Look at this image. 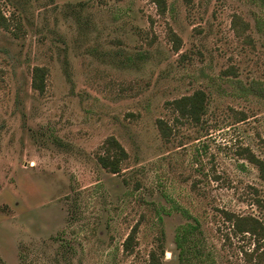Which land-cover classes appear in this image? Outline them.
<instances>
[{"label": "rangeland", "instance_id": "374dc122", "mask_svg": "<svg viewBox=\"0 0 264 264\" xmlns=\"http://www.w3.org/2000/svg\"><path fill=\"white\" fill-rule=\"evenodd\" d=\"M155 1L0 0V264H183L193 229L187 264H251L225 213L264 223L242 156L264 161V0ZM198 91L193 121L173 102ZM109 137L120 174L98 161Z\"/></svg>", "mask_w": 264, "mask_h": 264}, {"label": "trees", "instance_id": "16d2710c", "mask_svg": "<svg viewBox=\"0 0 264 264\" xmlns=\"http://www.w3.org/2000/svg\"><path fill=\"white\" fill-rule=\"evenodd\" d=\"M160 10L165 13L167 7V0H156ZM0 26L5 28L8 26L7 19L0 12ZM175 36V35H174ZM175 41L179 42L177 37H174ZM46 78L47 69L45 68H35L33 77V87L40 93H43L46 89ZM206 100L207 96L204 92L198 91L194 95L189 97H184L180 100L173 102L175 109L184 117L193 121H199L201 115L206 112ZM159 128L165 138L170 135V128L167 123L163 120L158 122ZM242 156L247 159L250 163L255 165L260 173L261 177L264 179V161L260 159L254 152L249 149H244ZM128 159V153L121 143L115 137H109L104 145L102 153L98 156V161L100 165L112 174H120L122 172V164ZM259 206H263L260 200L255 201ZM228 222L232 223L233 229L236 235L249 234L255 242V248L252 255L248 260H251V264H264V223L253 216L240 217L233 213H225ZM193 231L182 232L177 236V245L181 250V263L187 264L191 260V256L196 258H202L203 252L196 247L198 245H191V240ZM138 227L136 226L127 241L125 242V251L131 252L134 249L135 239L137 237ZM191 246V247H190ZM161 254L164 255V249L161 245ZM150 264H162L161 258L158 252L154 251L150 255Z\"/></svg>", "mask_w": 264, "mask_h": 264}]
</instances>
